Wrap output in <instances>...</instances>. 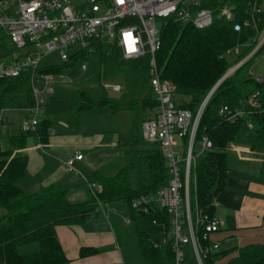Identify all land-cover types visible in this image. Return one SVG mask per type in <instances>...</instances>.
Returning <instances> with one entry per match:
<instances>
[{
    "label": "trees",
    "instance_id": "1",
    "mask_svg": "<svg viewBox=\"0 0 264 264\" xmlns=\"http://www.w3.org/2000/svg\"><path fill=\"white\" fill-rule=\"evenodd\" d=\"M228 1L241 6L243 0ZM219 2L199 0L198 4L199 7L213 8ZM158 34L160 44L154 55L156 69L161 78L174 83L176 94L187 96V100L179 102L178 106L189 108L194 113L203 95L228 66L220 54L237 41L240 33L233 31L229 22L220 19L209 28L197 29L190 21L169 18L160 20ZM90 45L92 52L82 49L71 53L65 63H56L39 70L62 72L74 63L81 64L86 57L95 55V65L89 80L97 84L95 87L84 85L74 91L70 95L68 112L61 118L77 126L79 114L83 110H130L132 124L128 131H113L116 143L123 149V165L112 176L94 173L87 182L99 183L100 191L91 194L85 201L74 202L67 199L69 188L58 183L47 184L34 192H25L20 185L28 162V156L23 152L25 138L34 135L38 140L47 142L50 120H40L34 133L20 131L11 135L6 148L0 142V207L4 209L0 215V264H68L69 259L58 241L55 227L107 223L110 221L107 219V208L115 203H119L131 219L128 239L135 242L141 263L170 262V254H166L163 248L152 246V240L157 241L159 238L160 228L151 223L149 214L135 212L130 207L132 199L144 193L156 192L168 182V167L159 145L143 138L141 131L142 120L151 116L150 111L157 102L149 84L151 56L147 53L139 58L125 59L115 43L96 40ZM112 81L120 85V90L113 92L118 93L117 96L110 97L103 83ZM249 81L261 91L260 101L264 105V84L257 85ZM244 82L238 84L232 76L223 81L199 120L197 136H208L212 148L200 155L194 165L189 195L193 214L204 212L215 215L213 200L225 187L229 172L225 148L235 138L241 125V121L223 119L217 114V108L222 104L236 105L244 96ZM33 105L28 75L0 79V116L4 117L0 132L2 126L8 125L5 111L24 110ZM251 120L254 125L248 130V142L250 149L261 143L263 156L257 179L264 183V111L255 114ZM116 239L118 242L123 240L118 231ZM32 242L38 244L36 250L20 251L21 246ZM100 251L93 246H82L79 256ZM222 259L224 264H264V243L219 249L208 253L205 264H219Z\"/></svg>",
    "mask_w": 264,
    "mask_h": 264
},
{
    "label": "built area",
    "instance_id": "2",
    "mask_svg": "<svg viewBox=\"0 0 264 264\" xmlns=\"http://www.w3.org/2000/svg\"><path fill=\"white\" fill-rule=\"evenodd\" d=\"M198 3L199 0H0V79L28 75L34 97V105L28 108L31 112L37 113L44 103L42 92L53 94V82L63 77L62 72L39 70L43 68L41 60L53 53L59 57L57 63H65L71 53L82 49L92 52L90 43L100 40L115 43L125 59L150 54L149 84L157 102L151 116L142 120L141 131L143 138L159 145L168 167V182L156 192L132 199L130 207L149 214L151 223L160 228L152 246L171 255L166 264H205L208 253L219 251L220 243L212 238L219 231V218L204 212L193 214L190 207V180L196 159L212 148L209 137L199 138L196 132L218 86L253 58L264 60L262 0H243L241 6L220 0L213 8L199 7ZM169 18L190 21L197 29L209 28L220 19L240 33L237 41L220 54L228 66L203 95L194 113L175 103L174 83L161 78L154 64L160 44V20ZM80 66L83 71L87 69L84 61ZM253 81L262 85L264 77ZM103 87L111 92L120 90L116 82H104ZM260 97L261 91L252 88L236 105H219L217 114L226 121H241L251 129V117L264 111ZM2 122L4 117L0 116ZM37 124L31 118L19 125L20 131L34 133ZM82 158L75 151L64 160V169L75 172L74 163ZM86 184L93 195L101 189L99 183ZM123 220L130 225L129 217Z\"/></svg>",
    "mask_w": 264,
    "mask_h": 264
},
{
    "label": "crops",
    "instance_id": "3",
    "mask_svg": "<svg viewBox=\"0 0 264 264\" xmlns=\"http://www.w3.org/2000/svg\"><path fill=\"white\" fill-rule=\"evenodd\" d=\"M61 117L59 118L61 131L50 132L47 142L38 140L34 135L25 138L26 145L23 152L28 156V162L26 174L20 178V185L25 192H34L41 190L47 184L58 183L69 188L67 199L78 202L82 199L77 198L78 191L83 186H88L86 184L88 178L96 172L109 174L107 167L111 164L110 160L115 161L121 157L124 160V153L122 151L123 155H121L116 149L118 144L114 132L107 135L106 131L95 125L92 134L86 133V130L79 125L80 120L77 121V126H74L64 122ZM9 123L7 119V124ZM0 142L4 148L9 146L8 139L5 143L0 138ZM75 151H79L83 158L75 161L76 171L69 173L64 169L63 162L74 155ZM262 156L263 150L260 154L261 158ZM229 172H232L230 168ZM257 178L255 174L227 175L225 187L214 198V214L219 218L220 228L212 238L220 243V250L223 243L228 248L240 247L248 243H264V183ZM106 212L107 219L110 220L107 223L55 227L58 241L66 258L69 259L68 264H120V262L124 264L120 245H135L132 239L130 241L125 239V233L130 229V225L125 224L123 219L129 215L122 210L120 204L116 203L110 204ZM113 218L115 222L112 221ZM115 225L121 230L120 235L123 238L121 242L116 239L118 230ZM87 245L101 251L80 257V247Z\"/></svg>",
    "mask_w": 264,
    "mask_h": 264
},
{
    "label": "rangeland",
    "instance_id": "4",
    "mask_svg": "<svg viewBox=\"0 0 264 264\" xmlns=\"http://www.w3.org/2000/svg\"><path fill=\"white\" fill-rule=\"evenodd\" d=\"M262 7L264 8V0H262ZM157 24H159L158 19ZM57 62H60L59 57L55 53H53L50 57L42 59L40 62V66L47 67L49 64ZM84 62L87 66V69L84 71L83 69H81L80 64L76 63L62 71L63 77L58 79L57 82H53L52 84L54 88L53 94H47L44 91L42 92L41 95L44 97V103L41 107H39L37 113L31 112L28 109L5 111V116H7V119L10 123L8 126H2L0 136L3 141L6 143V139H8L11 135L20 133V128L18 125L29 121L31 118H35L38 122L42 119H48L50 120V132H60L61 129H59V122L61 120L59 118L60 116L66 114V112L68 111L71 97L70 95L74 91L81 89L84 85L95 87V85L97 84L96 82L91 83L89 80L95 65V55L86 57ZM232 77H234V80L238 84L245 81L242 85V91H247L254 88L252 82L249 80L253 81L255 78L264 77V60H262L260 57L253 58L237 72L232 74ZM39 87H42V83H39ZM107 95L112 97L117 96L118 93H111V91L108 90ZM173 99L175 103H179L182 101H186L187 96L185 97L176 94ZM131 116L132 112L128 109H112V111H110L107 109L99 108L98 111H81L78 120H80L79 125H81L82 129L84 128L86 130V133L92 134L95 131L94 126L96 125V127H100L102 130L106 131L107 135H111L113 129H116L122 133L127 132L132 124ZM248 130L249 129H247L246 126L241 124L237 133L235 134V138L231 140V142H229L225 148L227 153V165L232 170V172H229V174L227 175H232V173H242L245 175L255 174V176L257 177L260 175V154L263 149L261 147V143L256 144V146L253 148L254 151L250 149L247 135ZM35 137L32 136L34 140ZM116 149L118 153L123 155V149L120 145L116 146ZM94 151L96 150H93V152ZM110 163L111 164L107 167V172H109V174L105 173L106 176H112L117 173L123 165V159L122 157L115 161L112 159L110 160ZM90 192V188L85 185L81 188L80 191H78L77 198H82L79 201H85L86 199H89L91 195ZM3 212L4 209L0 207V215ZM114 218L112 220L113 222H115ZM116 228L118 230V227ZM120 231L121 230H118L119 233ZM129 233L130 230L127 229L125 233V239L130 241V239H128ZM37 248L38 244L32 242L28 243L27 245L21 246L20 251L28 252L31 250H36ZM223 249H229L225 243L221 245V250ZM120 250L123 256L122 260L124 264H142L140 261V257L138 256V249L136 245L121 244ZM219 264H224V259L220 260Z\"/></svg>",
    "mask_w": 264,
    "mask_h": 264
}]
</instances>
